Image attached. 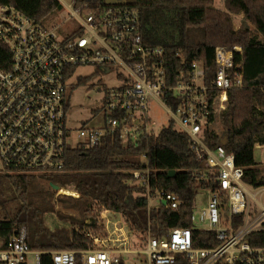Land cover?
Masks as SVG:
<instances>
[{"label":"built area","instance_id":"built-area-1","mask_svg":"<svg viewBox=\"0 0 264 264\" xmlns=\"http://www.w3.org/2000/svg\"><path fill=\"white\" fill-rule=\"evenodd\" d=\"M76 3L72 0L71 15L50 29L13 7L0 6V43L11 53L10 67L0 65V175L41 179L62 174L69 149L93 148L108 136L134 144L157 135L150 116L151 104L157 103L170 116L169 124L188 135L203 164L191 174L198 195L207 193V206L196 212L197 195L191 228H172L160 239L149 233L141 244L114 228L108 215L119 213L108 210L102 213L107 235L89 231L93 244L82 251L34 250L22 228L8 240L0 238V264H42L44 254L52 264H126L132 255L136 260L132 264H176L180 255L190 264H264V238L258 236L264 233V191L251 192L254 188L244 183L245 169L227 147L211 148L207 143L212 113L216 114L218 104L224 111L228 92L242 86V76L232 73L234 55L242 48L216 49L218 70L213 83H206L199 61L172 83L164 49L144 42L137 9L118 3L90 9ZM80 67L115 74L119 85L106 91L102 108L95 110L104 113L102 125L85 124L73 130L67 127L69 85L71 80L75 86L79 83ZM142 162L145 167L132 174L136 184L146 189L150 206L165 202L179 209L182 201L177 195L152 192L156 171L147 158ZM195 231L212 233L217 244L195 248ZM129 233L133 234L130 229Z\"/></svg>","mask_w":264,"mask_h":264},{"label":"trees","instance_id":"trees-1","mask_svg":"<svg viewBox=\"0 0 264 264\" xmlns=\"http://www.w3.org/2000/svg\"><path fill=\"white\" fill-rule=\"evenodd\" d=\"M76 4H86L90 9L111 7L105 0H77ZM118 4L140 12L144 42L164 49L172 83L199 61L206 83L211 84L218 70L216 49L242 48L234 55L232 70L242 76V86L228 92L227 108L220 114L223 133L219 136L208 131L207 143L217 148L228 137L227 150L245 169L244 183L255 189L264 187V169L255 158L256 147L264 146V0H225V10L217 8L215 0H120ZM0 6L13 7L46 29H50L52 16L64 9L59 0H0ZM233 14L244 16L240 28H236ZM10 63L11 53L0 43V65L8 69ZM217 94L214 92V96ZM214 121L212 113L210 122ZM143 158L156 171L151 179L152 192L177 195L182 201L179 209L163 203L150 206L146 189L136 184L132 174L145 167ZM201 168L203 164L191 149L188 135L178 131L174 123L134 144L108 136L96 147L69 149L65 172L45 178L50 181V190L42 188L37 177L0 175V238L8 240L17 230L26 228L27 242L34 250H86L93 244L89 231L107 235L102 219L106 210L122 214L131 232L142 240L149 233L163 238L172 228L192 227L190 216L198 190L191 173ZM170 171L176 175L171 176ZM51 184L77 192L80 197L55 199ZM58 203L80 217L64 214L56 208ZM50 214L63 225L52 227L48 223ZM258 236L264 238V233ZM216 244L212 233L194 232L195 248ZM42 264H52L48 254L43 255ZM176 264L190 262L180 255Z\"/></svg>","mask_w":264,"mask_h":264},{"label":"rangeland","instance_id":"rangeland-1","mask_svg":"<svg viewBox=\"0 0 264 264\" xmlns=\"http://www.w3.org/2000/svg\"><path fill=\"white\" fill-rule=\"evenodd\" d=\"M63 5L62 12H58L52 16L49 23L50 28H56L61 23L67 19L71 13L68 9V6L71 5L72 0H59ZM116 3H119L120 0H115ZM215 6L221 10H225V0H215ZM233 20L236 28H240L244 22L243 15L233 14ZM251 30L254 32V35L258 36V33L255 27L248 23ZM48 27V26H47ZM262 38V37H260ZM76 75L80 76V84L75 86V80H71L69 85L70 90V111L68 113L67 127L73 130H79L83 125L89 127H97L103 124L104 122V113L101 111L99 114L95 113V110L101 109L103 106V99L105 97L106 91L108 89L114 88L119 85V81L115 74H105L104 72L94 68V67H80L76 71ZM73 85V86H72ZM215 114V121L211 126L212 131L216 132L219 136L223 133V127L221 124L220 114L223 112L219 108V104ZM150 116L152 120L156 123L154 126V132L158 134L163 127L167 126L170 122V116L168 113L157 103L151 104ZM255 158L257 163L264 169V146H257L255 151ZM48 177H43L38 179L40 186L46 190H50V181ZM67 194H62L61 191H55V199H64L67 198H79L80 195L77 192L72 190H65ZM264 187L257 188L252 190V193L263 192ZM71 193V194H70ZM73 193V194H72ZM261 195V194H260ZM259 195V197H260ZM260 200V199H259ZM208 201L207 193H202L197 197L196 212L200 213L206 206ZM154 203L153 205H155ZM58 210H62L64 214H72L79 218V214L76 211L71 209H65L63 203H58ZM111 218L114 228H117L121 233H125L132 241L136 240L141 244V237L133 236L129 233V229L125 227L124 220L120 214L108 215ZM103 219V224L107 222L106 219ZM48 223L52 227H61L63 223L58 219L56 215L50 214L48 216ZM116 225V226H115ZM123 234V236H125ZM136 237V238H135ZM131 259L126 262V264H132L135 262V256H131Z\"/></svg>","mask_w":264,"mask_h":264},{"label":"water","instance_id":"water-1","mask_svg":"<svg viewBox=\"0 0 264 264\" xmlns=\"http://www.w3.org/2000/svg\"><path fill=\"white\" fill-rule=\"evenodd\" d=\"M105 2H106L107 5H112V4L116 3L115 0H105ZM222 145L225 146V147H227L229 145V138L228 137H225L223 139ZM169 173H170L171 176H175L176 175L175 171H170ZM51 186L53 187V189L55 191H60V187L59 186L54 185V184H51ZM164 204H166V203L164 202Z\"/></svg>","mask_w":264,"mask_h":264}]
</instances>
